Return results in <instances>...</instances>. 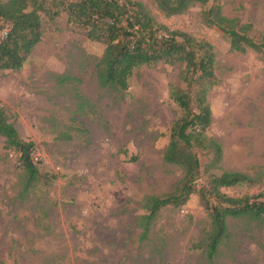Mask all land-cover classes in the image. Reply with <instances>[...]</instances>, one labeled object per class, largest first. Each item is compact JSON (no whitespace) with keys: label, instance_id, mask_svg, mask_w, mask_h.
I'll list each match as a JSON object with an SVG mask.
<instances>
[{"label":"rangeland","instance_id":"obj_1","mask_svg":"<svg viewBox=\"0 0 264 264\" xmlns=\"http://www.w3.org/2000/svg\"><path fill=\"white\" fill-rule=\"evenodd\" d=\"M172 30L210 42L218 84L209 90L210 135L223 146L221 167L251 176L264 168V64L252 50L233 51L203 13L215 2L166 18L153 0H137ZM229 18L264 33V0H220ZM43 39L17 72L0 71V107L17 115L20 137L51 181L22 193L19 156L0 137V264H264V224L228 219L229 237L210 261L196 245L211 230L206 205L192 195L161 210L146 238L139 218L146 196L175 190L182 170L164 159L169 130L182 117L171 98L183 65L135 69L129 89L99 86L96 64L106 46L90 41L49 4ZM4 34V31L2 32ZM79 80L58 84L56 76ZM202 185L211 156L196 151ZM264 193V182L225 189Z\"/></svg>","mask_w":264,"mask_h":264},{"label":"trees","instance_id":"obj_2","mask_svg":"<svg viewBox=\"0 0 264 264\" xmlns=\"http://www.w3.org/2000/svg\"><path fill=\"white\" fill-rule=\"evenodd\" d=\"M211 0H153L166 18L180 16L196 6H206ZM203 13L207 27L220 28L233 51L257 53L264 64V33L256 38L253 25L238 17L229 18L223 12L220 0ZM57 8V15L67 13L68 22L86 34L92 41L106 46L96 64L101 88L117 93L129 89L134 70L159 64L183 65L182 85L172 87L171 98L182 111V117L169 130V143L164 154L168 164L182 170V178L175 190L163 195L146 196L139 218L146 238L161 210L180 208L192 195H199L206 205L211 230L196 245L210 261L220 256L229 237L228 219H245L250 223L264 224V193L259 195L230 196L225 189L264 182V168L251 176L242 172L227 171L221 167L223 146L210 130L213 110L209 90L217 86L215 73L217 56L213 45L180 31L172 30L158 21L153 13L137 0H0V71L17 72L26 63L35 47L43 39L42 15L48 5ZM4 31V34L2 32ZM58 84L79 82L78 79L56 76ZM17 115L0 107V137L5 149L18 156L22 193L31 192L51 179L41 173L35 159L36 144L20 137ZM196 151L211 156L206 172L210 173L202 185L201 163Z\"/></svg>","mask_w":264,"mask_h":264}]
</instances>
